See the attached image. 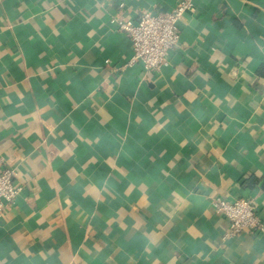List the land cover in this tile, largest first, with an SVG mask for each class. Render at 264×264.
I'll list each match as a JSON object with an SVG mask.
<instances>
[{
    "label": "crops",
    "instance_id": "crops-1",
    "mask_svg": "<svg viewBox=\"0 0 264 264\" xmlns=\"http://www.w3.org/2000/svg\"><path fill=\"white\" fill-rule=\"evenodd\" d=\"M187 2L169 64L112 19ZM122 5V6H121ZM0 264H264V0H0Z\"/></svg>",
    "mask_w": 264,
    "mask_h": 264
},
{
    "label": "built area",
    "instance_id": "built-area-1",
    "mask_svg": "<svg viewBox=\"0 0 264 264\" xmlns=\"http://www.w3.org/2000/svg\"><path fill=\"white\" fill-rule=\"evenodd\" d=\"M189 9L190 4L182 2L167 12H145L138 19H112V23L123 30L131 41L129 65L140 63L145 70H158L169 64V52L180 41L179 21ZM16 177V169L6 167L0 170V212L19 197L21 187L16 185ZM212 204L216 212L229 220V235H237L244 230L264 232V222L253 199L230 201L218 197L212 200Z\"/></svg>",
    "mask_w": 264,
    "mask_h": 264
}]
</instances>
